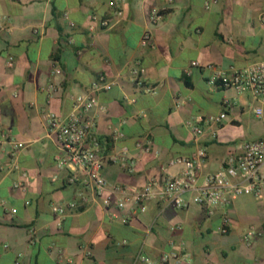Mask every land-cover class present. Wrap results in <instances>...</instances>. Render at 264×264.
Segmentation results:
<instances>
[{
  "label": "crops",
  "instance_id": "crops-1",
  "mask_svg": "<svg viewBox=\"0 0 264 264\" xmlns=\"http://www.w3.org/2000/svg\"><path fill=\"white\" fill-rule=\"evenodd\" d=\"M109 1L0 0V264H14L18 254L19 264H133L139 249L156 264H170L160 261L168 251L188 253L179 264H264V199L244 192L208 212L196 202L193 188L183 194L182 207L159 192L165 174L181 173L182 164H168L172 158L189 157L204 146L198 184L243 142L264 137V117L255 115L259 100L251 92L207 81L211 66L227 69L264 60L259 20L264 0H214L209 8L206 0H125L122 17L90 35L93 15L112 16ZM151 7L162 14L155 23L148 20ZM146 30L151 47L140 44ZM137 59L145 68L142 85L130 73ZM193 60L200 65L188 73ZM54 66L59 75L52 74ZM99 74L114 81L95 94L104 109L89 112L100 141L102 174L109 184L141 186L149 177L157 179V193L144 210L129 200L112 208L118 217L91 194L77 209H68L78 200L79 185L67 183L68 168H57L60 150L45 121L48 111L68 116L72 97L86 95ZM48 82L59 85L50 98L44 89ZM223 111L226 117L219 121H202L203 132L194 139L186 121ZM115 128L123 131L122 139L112 140ZM146 140L151 151L137 147ZM16 141L23 147L15 150ZM123 146L134 160L131 173L112 160ZM19 179L24 191L13 187ZM117 197L112 193L113 200ZM54 204L64 206L65 213L53 211ZM224 212L230 224L223 233ZM250 226L261 234L245 243L242 235Z\"/></svg>",
  "mask_w": 264,
  "mask_h": 264
},
{
  "label": "built area",
  "instance_id": "built-area-1",
  "mask_svg": "<svg viewBox=\"0 0 264 264\" xmlns=\"http://www.w3.org/2000/svg\"><path fill=\"white\" fill-rule=\"evenodd\" d=\"M214 0H206V7L209 8ZM125 0H110L109 4L112 10L111 17L92 16V22L88 26L90 35H95L97 27L99 29L111 28L115 19L122 17L123 4ZM162 14L156 7H151L148 12V20L155 23L161 18ZM64 17L68 19L65 14ZM259 20L264 25V11L259 14ZM72 25L71 22H69ZM72 42L73 40L70 39ZM140 44L143 47L153 46V37L150 31L143 32ZM8 63H13L10 56ZM196 60L190 62L185 68L186 72H190L192 67L199 66ZM145 68L137 59L130 66V73L133 82L142 85V75ZM61 69L54 66L53 75H59ZM211 85L221 84L223 86L232 87L238 92L249 91L259 100V104L254 107L253 111L256 116L264 117V60H257L242 67H229L227 69L212 67L211 73L207 79ZM114 81L108 80L103 74H99L90 84L89 92L86 95H77L72 97L73 109L66 117H61L54 111H48L45 114V121L48 130L54 134L59 154L56 156V166L59 170L68 168L69 174L66 176L68 184H77L79 188L76 191L78 200H73L68 204V209H77L79 202H86L89 194L99 198L102 204L111 209L109 214L111 217H118L113 207L122 208L126 203L134 201L140 210L145 209V202L152 198L156 193L157 179L149 177L143 185L136 184H109L102 174L103 156L101 153L100 141L94 133L95 118L89 112L93 108L104 109L97 103L95 94L97 92L111 88ZM59 85L54 82H48L44 89L48 97H52L57 92ZM145 92H153L150 86H143ZM133 102L134 99H129ZM180 100L176 106L180 104ZM226 117V113L220 112L218 115L203 117L196 115L192 119L186 121L191 127L194 139H197L203 132L201 128L202 121H219ZM215 136V133H213ZM2 139L6 138L4 132L1 133ZM124 137L121 129L112 130V140H120ZM15 150L23 147L21 141L13 144ZM137 147L144 151H151L149 141H138ZM127 147L121 148L120 157H112V160H119L131 173L134 170V160L127 152ZM207 151L204 146H200L193 155L189 157L177 156L172 158L168 164H182L180 175L172 176L165 174L163 184L159 189L160 195L176 207L186 205L183 194L192 188L195 190L196 202L208 212L216 207L228 205L236 197L244 192H250L259 199H264V137L254 140L245 141L241 144L239 152L236 155H229L222 168L203 175L201 182L197 184V171L202 166ZM78 169L83 171V175L78 173ZM25 176V173H22ZM13 187L24 191L26 184L21 179L13 182ZM112 193H117L116 200L112 199ZM28 203V201H26ZM114 204V205H113ZM52 210L58 215H63L66 208L59 204L52 205ZM15 208H11V212H15ZM122 222H126V217H121ZM230 224L229 215L224 212L221 219L220 231L226 232ZM34 231L30 229V242L33 241ZM260 231L250 226L242 235L245 243H251L259 235ZM189 258L187 252L180 253L176 251H168L161 255L160 261L170 264H179ZM20 254L14 261L19 264ZM133 264H156L154 259L149 257L142 249H139L133 259Z\"/></svg>",
  "mask_w": 264,
  "mask_h": 264
}]
</instances>
